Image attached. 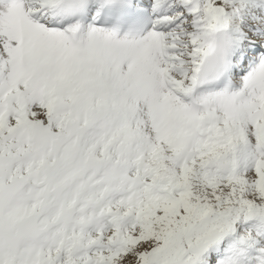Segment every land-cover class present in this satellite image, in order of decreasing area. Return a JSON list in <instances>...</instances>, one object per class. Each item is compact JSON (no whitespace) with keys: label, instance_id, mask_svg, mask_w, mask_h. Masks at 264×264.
Here are the masks:
<instances>
[{"label":"snow or ice","instance_id":"6c2138e0","mask_svg":"<svg viewBox=\"0 0 264 264\" xmlns=\"http://www.w3.org/2000/svg\"><path fill=\"white\" fill-rule=\"evenodd\" d=\"M0 264H264V0H0Z\"/></svg>","mask_w":264,"mask_h":264}]
</instances>
